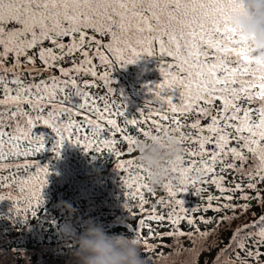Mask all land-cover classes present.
Segmentation results:
<instances>
[{"label": "snow or ice", "instance_id": "1", "mask_svg": "<svg viewBox=\"0 0 264 264\" xmlns=\"http://www.w3.org/2000/svg\"><path fill=\"white\" fill-rule=\"evenodd\" d=\"M237 3L238 0H0V188L10 189L0 195V201L11 200L19 218L28 220L29 211L32 217H37L50 174V166L29 159L48 150L44 135L35 132L40 126L55 133L57 140L51 150L57 158L65 142L86 152L106 148L119 158L124 154L115 147L119 143L115 139L117 133L128 144L127 151L131 154L137 151L141 140L129 134L127 126H133L146 139L157 138L151 128L155 126L157 132L163 129L167 133L171 128L179 133L177 138L182 144L188 141L197 145L195 149L184 150L191 158L187 163L182 157L173 168L182 187L174 190L171 181L164 185L169 200L161 198L160 203L167 206L174 202L178 211L173 208L165 217L156 213L153 206L146 218L161 224L167 219L174 230L164 235L209 234L200 231L195 217L188 215L184 201L177 198L178 193L187 192L189 185L200 196L205 189L195 187L198 182L215 185L222 194L239 191L240 199H256L264 204L262 190L257 187L264 183V68L254 66L251 58L254 50L249 47L248 38L229 22ZM97 34L109 40L104 42ZM45 42L49 45L45 46ZM76 54L81 59L79 62L73 59L72 68L60 66V62ZM142 56L160 58L163 77L154 92L159 107L151 109L142 120L128 119L126 109L121 110L124 102L117 105L114 100L109 102L107 96L95 97L86 91L96 86L94 80L84 81V88L77 82L80 75L91 76L103 81L107 92L115 95L113 70L117 65L134 64ZM37 58L44 68H36ZM97 59L99 65L94 63ZM54 67L59 68L61 77L50 75L36 83L33 76L32 83L25 82L26 72ZM97 67H103L104 71L98 73ZM69 87L73 89L71 93L67 91ZM176 89L181 91L180 103L164 94ZM74 95L80 97L78 105H70ZM242 100L247 101V106L240 103ZM256 102L259 106L252 108ZM189 115L196 117L187 125L194 135L182 131L185 124L181 118ZM79 116H83L82 121L74 118ZM120 117L125 127L120 126ZM202 120L209 122L202 125ZM149 122L151 126L147 129L141 127ZM250 157L253 163L249 165ZM117 167L127 172L124 180L127 196L129 200H139L136 207L143 213L148 203L144 190L155 195L146 183H141L143 167L136 164L135 158L121 160ZM6 171L8 174L3 175ZM230 172L246 177L248 183L233 181L234 187H225V174ZM13 186L19 195H13ZM245 188L257 195L249 196ZM220 199L209 195L204 211L235 212L237 207L247 211L250 207L248 203L232 204L233 195L223 197L228 203L214 207L212 201ZM125 206L136 215L130 203ZM234 218L225 215L222 220ZM199 219L205 224L212 223L204 216ZM182 221L193 226L195 232L181 231ZM258 225L257 231L246 232L242 240L234 239L233 243L244 249L256 264H264L261 260L264 252L260 251L264 246V216ZM145 227L150 237L142 235ZM256 227L245 225V229ZM133 231L138 241L143 240L145 247L154 251L148 239L155 238V233L145 219H139ZM241 231L244 230L235 235L238 237ZM249 237L255 238L252 241L255 250L246 244ZM242 264H248V260H242Z\"/></svg>", "mask_w": 264, "mask_h": 264}, {"label": "trees", "instance_id": "2", "mask_svg": "<svg viewBox=\"0 0 264 264\" xmlns=\"http://www.w3.org/2000/svg\"><path fill=\"white\" fill-rule=\"evenodd\" d=\"M97 38L103 39L104 42L109 40V37L101 38L98 34ZM65 42H67V38ZM48 45L49 42H45V46ZM73 59L79 62L81 57L79 54H76L75 57H67L65 61L60 62V66L66 69L72 68ZM168 59L170 60V58ZM94 63L99 65V60H95ZM161 63L158 57L142 56L134 64H128L125 67L117 65L112 72V79L115 82L112 87L117 90L115 95L107 92L103 81L91 76L80 75L77 77V82L81 88H84V81L94 80L96 86L87 88L86 91L95 97L107 96L109 102L114 100L117 105L124 102L125 106L121 110L126 109L127 118L142 120L149 115L151 109L159 107L154 92L156 86L163 79L160 72ZM44 67L43 62L37 58L36 68L42 69ZM96 70L98 73H102L104 68L97 67ZM50 75L61 77L59 68L54 67L42 72H26L24 78L26 83H32V77L35 76V82L38 83L42 79H48ZM9 79H11V74H9ZM67 91L71 93L73 89L69 87ZM164 94L171 95L175 103H180L181 91L179 89ZM149 101L153 103H149ZM80 102V97L74 95L70 105H78ZM99 103L103 107V101ZM219 103L217 102V106H219ZM240 103L247 106L245 100L240 101ZM258 106V102L251 105L252 108ZM74 118L78 121L83 120V116ZM195 118V115L181 118L185 124L182 131L186 134L192 132L194 135V130L187 127V125L191 124ZM118 122L121 127H125L123 117L118 118ZM208 122V120L201 121L202 125H206ZM150 126V122L141 125L146 129ZM127 127L129 134L138 137L140 140L146 139L138 130H134L133 126ZM151 128L154 135H160L164 132L163 129L157 132L155 126H151ZM35 132L37 135H44L48 147L47 151L29 158L40 162L41 166H50L48 183L43 190L44 203L37 210V217H32L29 211L28 220H24L15 215L11 200L0 201V264H75L72 256L73 245L64 241L60 229L71 221L75 223L78 232L83 231L82 225L89 217L101 223L109 234H123L128 237L135 235L133 228L138 225L139 219H145L146 224L150 225L155 233V238L148 239V244L154 247V251L146 248L144 241H141L142 255L146 264H181L185 257H188L192 264H242L244 259L248 260V264H256L254 260L246 256L244 249L233 243V240H242L246 232L258 230L259 219L264 216V204L259 200L245 201L240 199L242 193L239 191L222 194L215 185L202 182H198L195 186L205 189L198 196L195 194L193 187L189 185L187 192L178 193L177 198L184 201L185 208L189 209L188 215L195 217L196 225L200 231L209 234L203 237L199 233H196L193 237L187 235L170 237L164 235L174 230L167 219L162 224L146 219L153 206H155L156 213L163 214L165 217L173 208L178 211V207L174 202L167 206L160 203L161 198L166 202L169 200L168 193L164 188V185L168 182L153 188L147 180L145 171H141L140 174L144 177L141 183H146L155 195L144 190L148 203L144 206L145 211L140 213L138 207H136L139 200H129L127 196L128 189L124 185V180L128 174L117 167L121 160L133 158H135L136 164H139L137 160L138 152L128 154L129 146L119 133L115 137L119 141L115 147L124 154L119 158L106 148L101 152H95L94 150L86 152L82 147L70 142H65L61 155L57 158L51 150L57 140L55 133L44 126L38 127ZM168 132L179 137V133L173 132L171 128L168 129ZM105 135L111 138L110 133L106 132ZM182 146L184 150L197 147V145L188 141H185ZM101 147L103 148L102 145ZM182 157L186 163L191 159L185 151ZM237 163L239 165V162ZM252 163L250 157L248 164ZM245 167H248V165H245ZM133 171L135 172L137 169L134 168ZM217 171H219V166ZM2 174L7 175L8 172ZM23 174V171H21L20 175ZM173 176L176 177L177 174L173 173ZM225 177L224 186L227 188L234 187L233 181L242 182L244 185L248 183L246 177L235 172L226 173ZM171 183L174 190L182 187L177 179H172ZM257 187L262 190L260 195L264 196V183L258 184ZM9 191L10 189L6 187L0 188V195L7 194ZM12 192L13 195H19L16 186H13ZM245 192L249 196L257 195V192L251 189L245 188ZM209 195L221 197L219 201H212L214 207L228 203L223 199L227 195H233L232 204L242 205L248 203L250 207L247 211L237 207L235 212L231 209L221 212L209 209L205 212L204 208L207 207ZM63 202L70 203L77 210L76 215L70 217L66 211L62 210L61 204ZM128 203L133 206L132 212L136 213L135 216L125 206ZM20 207H24L23 201H21ZM192 209L198 210L193 212ZM225 215L235 216L236 218L230 221L222 220ZM200 216L211 219L212 223L205 224L201 222ZM253 224L257 227L245 229V225ZM179 228L185 233L195 232V228L188 225L186 221H182ZM240 229L244 231H241L237 237L235 234ZM142 235L150 237L151 234L147 227L143 229ZM253 239L255 238L249 237L246 244L255 250V246L252 244ZM260 251L264 252V246L260 247ZM261 260L264 261V256L261 257Z\"/></svg>", "mask_w": 264, "mask_h": 264}, {"label": "clouds", "instance_id": "3", "mask_svg": "<svg viewBox=\"0 0 264 264\" xmlns=\"http://www.w3.org/2000/svg\"><path fill=\"white\" fill-rule=\"evenodd\" d=\"M229 22L248 38L249 47L254 50L251 52L254 66L264 68V0H238ZM137 152V160L153 188L177 179L173 176V168L179 165L184 148L176 135L163 132L155 139L141 140ZM61 208L70 217L77 213L68 202H63ZM82 228L83 231L78 232L75 223L70 221L60 229L64 241L73 245L75 264H146L137 236L109 234L91 217ZM181 264L192 262L185 257Z\"/></svg>", "mask_w": 264, "mask_h": 264}]
</instances>
